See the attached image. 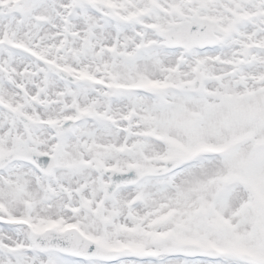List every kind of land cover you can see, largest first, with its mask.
Wrapping results in <instances>:
<instances>
[{"label": "snow or ice", "instance_id": "snow-or-ice-1", "mask_svg": "<svg viewBox=\"0 0 264 264\" xmlns=\"http://www.w3.org/2000/svg\"><path fill=\"white\" fill-rule=\"evenodd\" d=\"M0 264H264V0H0Z\"/></svg>", "mask_w": 264, "mask_h": 264}]
</instances>
